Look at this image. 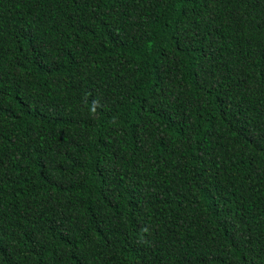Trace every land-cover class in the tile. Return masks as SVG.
<instances>
[{
  "label": "trees",
  "instance_id": "16d2710c",
  "mask_svg": "<svg viewBox=\"0 0 264 264\" xmlns=\"http://www.w3.org/2000/svg\"><path fill=\"white\" fill-rule=\"evenodd\" d=\"M0 264H264V0H0Z\"/></svg>",
  "mask_w": 264,
  "mask_h": 264
}]
</instances>
